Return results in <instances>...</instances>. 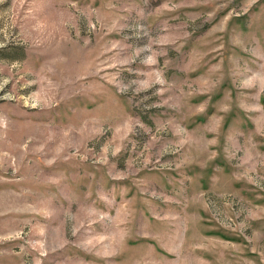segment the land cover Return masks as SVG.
Segmentation results:
<instances>
[{"label": "rangeland", "instance_id": "obj_1", "mask_svg": "<svg viewBox=\"0 0 264 264\" xmlns=\"http://www.w3.org/2000/svg\"><path fill=\"white\" fill-rule=\"evenodd\" d=\"M0 264H264V0H0Z\"/></svg>", "mask_w": 264, "mask_h": 264}]
</instances>
